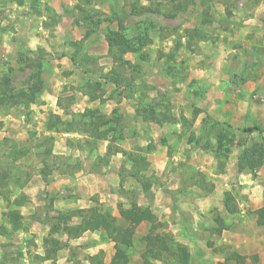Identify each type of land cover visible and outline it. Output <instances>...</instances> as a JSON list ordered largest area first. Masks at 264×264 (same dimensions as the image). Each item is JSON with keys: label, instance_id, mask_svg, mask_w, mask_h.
<instances>
[{"label": "rangeland", "instance_id": "1", "mask_svg": "<svg viewBox=\"0 0 264 264\" xmlns=\"http://www.w3.org/2000/svg\"><path fill=\"white\" fill-rule=\"evenodd\" d=\"M110 32L133 44L138 38L149 43L116 61L118 51L109 49L105 38ZM200 68H231L222 105L203 104L212 100L198 77ZM253 68L254 88H241ZM114 75L122 84L109 91L115 103L106 109L109 114L103 104L72 111L88 92L94 99L106 96ZM6 76L14 94L35 81L37 91L27 107L0 105V194H5L0 227L9 229L3 215L8 209L22 216L20 231L0 233V264H89L87 247L93 243L84 238L72 249L61 248L54 260H42L49 233L44 227L61 213L52 206L60 195L43 186L53 169L72 176L81 162L85 170L118 177L105 191L92 193L90 206L109 211L122 226L119 206L148 208L155 232L168 235L173 250L188 254L189 264H216L232 252L264 261V226L256 222L264 209V161L251 171L237 169L242 152L264 135L243 131L252 126L264 131V0H0V79ZM233 96V106L226 105ZM86 110L120 118L115 134L121 132L123 139L117 145L145 158L147 165L137 166L143 183L129 177L124 157L105 156L106 142L82 132L47 131L51 115L87 122ZM64 147L62 157L52 154ZM32 188H38L33 202ZM65 188L72 191V185ZM227 192L234 198V214L223 208ZM216 216L227 226L218 235L211 231ZM150 227L147 222L136 227L128 264H141L142 238ZM99 237L106 246L103 261H110L113 244ZM55 238L66 242L62 235Z\"/></svg>", "mask_w": 264, "mask_h": 264}, {"label": "trees", "instance_id": "2", "mask_svg": "<svg viewBox=\"0 0 264 264\" xmlns=\"http://www.w3.org/2000/svg\"><path fill=\"white\" fill-rule=\"evenodd\" d=\"M256 2L260 0H254ZM118 28L121 26L118 25ZM109 49L116 48L118 51V57H115L116 61H120L121 57L127 53H137L142 47H145L149 40L143 41L142 38H138L133 44L130 42L123 34L118 32H110L108 36L105 37ZM145 39V38H144ZM116 74L114 70H110V74ZM38 74L34 75L33 78L38 80ZM108 83L119 87L122 81L116 79V76L110 77ZM9 78L6 76L0 79V105L13 107L16 105L28 106L35 100V91H37L36 81L25 91H20L16 94L10 92L9 89ZM126 89V85L124 86ZM90 99L95 97L90 96ZM87 94V95H88ZM90 115L89 121L76 123L74 118L70 121H63L58 115H51L47 121V131L74 134L78 132L84 133V135L95 142L107 141L105 156H114L116 154H121L124 159L130 163L131 171L129 177L134 179L137 183H143V176L138 172L137 166L143 164L147 165L145 158L142 156H136L132 153L122 150L116 141H121L123 139L122 133L115 134L118 120L120 118L114 117V112L110 116L105 115H94L92 111H85ZM84 117V115H82ZM54 120V126H52V121ZM57 124V126H56ZM100 127H104L101 129ZM244 132L252 133L257 132L259 135H263V129L252 126L245 128ZM88 145L90 141H86ZM264 135L261 137V142L256 146H253L250 150L243 151L241 157L238 160V171L244 170H254L260 168L264 161ZM24 154V152H20ZM48 153V152H47ZM2 185H0L1 187ZM142 186V185H141ZM144 189L146 186H142ZM0 197L5 198V194H0ZM13 203L19 204L18 200H13ZM223 208L227 214H234L237 210L234 204L233 195L230 192L225 193L223 200ZM118 214L121 219H123L126 225L122 226L117 223V219L109 211L102 210L96 206H90L87 209L71 211V212H61L58 213L55 218H51L48 221L49 233L46 238H44L43 243L47 245L44 250V256L42 260H54L57 251L63 247H67L66 242H62L55 238L56 235H62L66 237L67 240L77 239L83 235L85 232H100V235L109 240L113 244L115 250L114 257L106 263L103 261L102 252L97 255L88 257L89 264H128L129 255L128 250L132 246L134 231L141 223L147 222L151 223L149 233L142 238L144 242V249L140 254L141 264H154L156 260H170L174 259L173 264H189L186 258L188 254L179 255L175 250H173L172 244L170 243V238L168 235H161L155 232L157 226L154 224L155 217L150 212L148 208H141L135 204H131L128 208L124 209L121 206L118 208ZM257 225L264 226V209L261 208L257 213ZM6 224L9 229L5 227H0V233L4 234L7 232L15 233L22 229V216L18 210L8 209L3 213ZM77 218V222L74 224L72 220ZM215 223L217 226L211 229L215 234H220L222 230L226 229L227 226L223 223L219 216L215 217ZM179 246V245H178ZM180 247V246H179ZM182 257V258H181ZM176 259V260H175ZM247 260H250L247 262ZM171 263V262H170ZM264 264L259 263L256 256L246 257L232 252L228 258L223 262H217L216 264Z\"/></svg>", "mask_w": 264, "mask_h": 264}, {"label": "crops", "instance_id": "3", "mask_svg": "<svg viewBox=\"0 0 264 264\" xmlns=\"http://www.w3.org/2000/svg\"><path fill=\"white\" fill-rule=\"evenodd\" d=\"M249 21H251V20H249ZM246 22H244L243 24H245ZM109 70H111V68H109ZM152 70L157 71L156 68H154ZM197 72L199 75L198 77L203 79V82L205 83V87L209 88L207 90L208 99H209V96L211 95L210 100H212L210 102L205 101V102H203V104H208V105H215V104L219 105L220 104V105H222L224 103L222 100L225 98V94H227V92L229 91V88L231 87V79H232L231 68H217V71L213 70L212 68H200ZM253 74H254V68L252 70H250V72H249V76H250L249 81L244 83L241 88H243V89H253L254 88L253 83H254V81H256L255 80L256 78L252 77ZM211 77H213L212 80H211ZM261 81H263V80H258L257 82H261ZM150 83H152L151 80H150ZM106 84H107L106 87L108 90V92L106 93V96H102L101 99L98 97L99 100H98V98L97 99H91V101L89 100V97H87L88 95L82 96L83 98L80 99V101H76L74 103L73 107H71L72 111L82 112L86 108L99 107V105L101 106L103 104L102 106H104L105 114H109V111H107L106 109H108L109 106H111V105L114 106V104H115L111 100L109 91H111L113 89L112 87H115V86L113 84H110V83H106ZM261 84H263V83H260L259 85H261ZM210 90H214V91L209 94ZM124 101H125V99H123V102ZM234 101H235V99L233 96V97L229 98V104L228 103H225V104L233 106L232 104ZM243 103L248 104L247 101H245V102L243 101ZM131 108H133V107L131 106ZM131 111H132V109H131ZM162 128L168 129L167 123L164 122L162 124ZM150 129H152V128H150ZM67 135H70V134H66V133L63 134V136H67ZM101 142H106V145H105V152H106V146H107L108 142L107 141H101ZM66 151H67V149L64 147V148H62V151L52 150V154L55 156L58 155V156L62 157V155L65 154ZM157 151H159V149H157ZM114 156L121 157V154H116ZM84 167H85L84 163L81 162L80 170L72 176L65 175L64 170L61 169L60 167H58V168L53 169L51 171L52 172L51 176L47 177V178H50L49 179L50 181L47 184L45 183L43 188L47 192H49L51 195H52V193H58L60 195V198L56 199V200L54 199L53 203H52L53 208L57 210L56 212L77 211V210L89 208L91 205L89 198H90V196H92V193H95L96 191L97 192L100 191V193H101V190L105 191V189H108L109 184H111L110 181H112V180L117 181L118 180L116 173H114L112 176L113 178L110 179L109 173H107V172H105V174H103V172H96V171L92 172V171L85 170ZM65 185H72V191H69L68 189H66ZM36 191L38 192V188H32V189L28 190V192L31 193L30 200L32 202L34 201L35 193H37ZM71 192L75 195L74 197L68 196L69 194H71ZM61 195H63V196H61ZM44 228L46 229V231L48 233L49 232V226L46 225ZM47 233L42 234V235H47ZM99 235H100V232H85V233H83V235H81V237H79L77 239H72V240L66 239L65 240L66 243L68 242L67 243V247H68L67 249H69V248L72 249V247L78 245L77 243H79L81 238H84V239H89V241L93 243V245L91 247H87V250L91 251L90 255L91 256L97 255L98 253L102 252L106 248L105 244H103L100 241L101 239H100ZM88 237H90V238H88ZM88 248H90V249H88ZM58 255L61 258V255L60 254H58ZM243 256H245V255H243ZM61 261L62 260L59 259V262H61ZM108 262L109 261H107L106 263H108ZM263 262L264 261L261 259V263H263ZM140 263H141V260H140Z\"/></svg>", "mask_w": 264, "mask_h": 264}]
</instances>
